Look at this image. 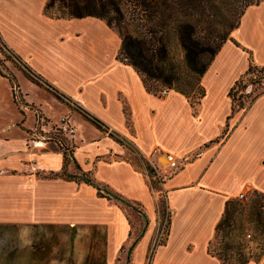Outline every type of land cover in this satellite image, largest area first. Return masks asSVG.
Returning a JSON list of instances; mask_svg holds the SVG:
<instances>
[{"label":"crops","instance_id":"1","mask_svg":"<svg viewBox=\"0 0 264 264\" xmlns=\"http://www.w3.org/2000/svg\"><path fill=\"white\" fill-rule=\"evenodd\" d=\"M46 2L0 0V38L38 82L16 75L25 115L15 119L21 127L0 130V225L101 231L104 264H119L125 256L132 264H147L159 236L163 196L167 232L150 264H221L207 254V246L225 203L246 184L264 194V91L233 112L229 97L250 63L264 67V1L245 10L210 62L200 81L203 96L195 105L174 90L162 98L148 92L135 69L118 59L121 39L104 21L50 18L44 14ZM0 79L13 99L9 81ZM65 115L75 128L73 141L63 146L48 142L39 151L27 148L37 128L50 132ZM86 118L96 119L101 128ZM13 130L16 135L8 137ZM64 154L68 175L85 174L132 204V215L82 180L47 178L62 171ZM164 154L177 159V170L168 172ZM127 156L141 167L142 159L160 170V190L151 189ZM136 230L141 236L129 253L126 247ZM74 248V258L81 261L80 239ZM249 264H264V255Z\"/></svg>","mask_w":264,"mask_h":264},{"label":"trees","instance_id":"2","mask_svg":"<svg viewBox=\"0 0 264 264\" xmlns=\"http://www.w3.org/2000/svg\"><path fill=\"white\" fill-rule=\"evenodd\" d=\"M264 0H47L44 14L50 18H84L94 17L104 21L110 28L113 24L118 26V36L121 39V49L118 59L131 65L141 77L148 92L155 94L160 88L166 87L185 95L192 105H195L203 96L200 85L199 96L194 98L189 92L207 70L210 62L219 51L222 44L230 37L232 31L237 28L245 10ZM130 5L135 13L132 21L135 23V31H130L127 22L126 8ZM227 9L229 16H222V11ZM55 10V12H53ZM219 22L221 28L214 31L209 37L198 38L196 29L203 23L208 27ZM177 46L184 54L183 76L178 72L179 65L172 52V46ZM207 56V61L203 57ZM24 77L33 82H38L33 76L23 73ZM257 76L252 82L259 83L264 79V67L249 64L245 75L235 83L229 91L232 103V112L243 109L241 102L243 94L237 97L238 90L247 88L245 80L251 76ZM0 76L7 79L12 89L16 88V80L13 75L7 77L0 68ZM255 95L248 103L255 99ZM238 100V106L235 101ZM245 109V108H244ZM97 128L100 122L93 118H86ZM67 156L64 154V166L60 173H49L47 178L65 177L82 180L96 189L101 197L113 199L122 206L135 210L134 206L114 193L101 189L94 184L85 174L80 176L68 175L65 171ZM152 188L157 189V181L152 180ZM101 190L109 196L101 194ZM254 194L257 196L256 192ZM264 196L259 194V199ZM260 200L249 199L246 203L237 200H228L225 203L223 214L215 227L213 238L207 246V254L217 258L221 264H249L258 263L264 255V242L259 252H245L246 242L241 235L246 231L245 225L255 222L264 227V216L260 207ZM137 211V210H136ZM240 215V217H238ZM141 235H138L129 246V253L136 245ZM162 245V244H161ZM249 250V249H248Z\"/></svg>","mask_w":264,"mask_h":264},{"label":"rangeland","instance_id":"3","mask_svg":"<svg viewBox=\"0 0 264 264\" xmlns=\"http://www.w3.org/2000/svg\"><path fill=\"white\" fill-rule=\"evenodd\" d=\"M126 10L130 13H127L128 18V28L130 31H135L138 28H135V23L132 21L134 17L133 11H131L130 5L127 6ZM55 12V10H53ZM222 16L227 18L229 12L227 9L222 11ZM221 28L220 23L217 21L211 24L209 27L207 24L201 23L196 29V36L198 38L209 37ZM112 30L118 35L120 29L118 26L113 24ZM172 52L176 62L179 65L178 72L183 76V52L177 47L172 46ZM208 57L205 55L203 61H207ZM0 68L7 77L13 75L16 80V75L25 73L30 76L28 69L24 66L21 60L3 43L0 38ZM252 82L257 79V76L253 75L248 77L245 80L247 86L244 90H238L237 97L243 94L241 102L244 104V108L248 106L249 101L257 94L264 91V79L260 80L259 83ZM22 80V79H21ZM8 84L4 83L0 79V130L3 128L2 132L8 126L12 128L13 126L21 127L19 119L22 115H25V112L22 111L21 107H25L21 95L19 94L18 88L11 89L13 94V99L10 96V91L8 89ZM200 83L199 80L194 85L193 89L189 92L190 96L194 98L199 96ZM41 97V96H40ZM47 99L46 103L53 108L54 113H58V109L52 104V100L48 99L46 96L42 98ZM53 98L61 102L57 97L53 95ZM239 102L236 99L235 106H238ZM243 108V109H244ZM19 116L16 121L15 119ZM59 121V120H58ZM23 122V121H22ZM28 124H32V120L28 117ZM8 129V128H7ZM16 131L13 130L9 133L8 137H14ZM1 143V142H0ZM133 165H135L140 170L143 168L140 166L138 161H135L131 156H127ZM150 187L153 185L152 182L149 184ZM156 188L159 189V186L156 185ZM257 196L253 194L250 199L260 200L262 204L260 210L262 216H264V198L259 199V194ZM264 196V194H262ZM235 200V199H234ZM127 215H132V210L127 207H123ZM158 213L160 218L159 226V237L156 245H161L164 243V237L167 232L168 226V213L166 211L165 199L162 196L158 204ZM240 217V215L238 216ZM246 231L241 235V238L246 242L245 252L249 251L254 254L259 252V248L262 247L264 242V227L256 225L255 222L245 225ZM81 233H77L74 228L67 226H37L29 228H19L15 225L1 224L0 225V264H104L102 256V233L101 231L93 230L89 231L87 234L86 230L81 229ZM138 235V230H136L129 241L127 248L131 245L134 239ZM77 239L81 240L82 249H83V258L81 261H77L74 258V245ZM92 239L93 242H89ZM153 246L150 249L149 257L147 259V264H150V259L155 249ZM249 249V250H248ZM88 250V255L84 257V254ZM119 264H132L129 257L123 258Z\"/></svg>","mask_w":264,"mask_h":264},{"label":"built area","instance_id":"4","mask_svg":"<svg viewBox=\"0 0 264 264\" xmlns=\"http://www.w3.org/2000/svg\"><path fill=\"white\" fill-rule=\"evenodd\" d=\"M51 91H53L54 93H57L53 89H51ZM170 91H171L170 89L166 87H162L154 95L159 98H162V97L167 96V94ZM58 97L63 102L69 103L68 99L62 98L61 96H58ZM74 135H75V128L71 124L69 116L65 115L59 119L57 125L54 128H52L50 132H43L40 130V127L37 128L33 132L31 139H29L27 148L31 151L44 150L47 147L48 142H54V143H57L63 146L64 141L66 140L69 142L73 141ZM112 137L116 139L117 141L122 142V140L118 136L113 135ZM163 158H164L166 168L168 169V172H174L175 170L179 168L178 161L172 154H164ZM140 162L143 168L142 172L147 178L149 184L151 183L152 180H155L157 181V185L159 186V188H161L164 182V176L160 173V170L157 169L154 165L146 163L142 159L140 160ZM151 189L157 190V189H153L152 187ZM253 194H254V190L251 187V185L246 184L244 188L237 194L235 200L241 203H246Z\"/></svg>","mask_w":264,"mask_h":264}]
</instances>
